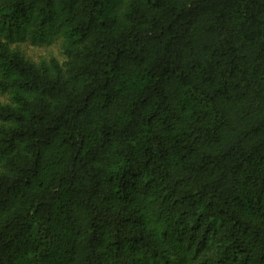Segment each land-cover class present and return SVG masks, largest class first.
I'll list each match as a JSON object with an SVG mask.
<instances>
[{
	"label": "trees",
	"instance_id": "1",
	"mask_svg": "<svg viewBox=\"0 0 264 264\" xmlns=\"http://www.w3.org/2000/svg\"><path fill=\"white\" fill-rule=\"evenodd\" d=\"M0 264H264V0H0Z\"/></svg>",
	"mask_w": 264,
	"mask_h": 264
},
{
	"label": "rangeland",
	"instance_id": "2",
	"mask_svg": "<svg viewBox=\"0 0 264 264\" xmlns=\"http://www.w3.org/2000/svg\"><path fill=\"white\" fill-rule=\"evenodd\" d=\"M21 50L33 60H39L42 57L55 56L62 60L61 47L59 41H54L51 44L31 45L27 42L21 43Z\"/></svg>",
	"mask_w": 264,
	"mask_h": 264
}]
</instances>
